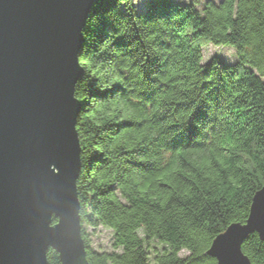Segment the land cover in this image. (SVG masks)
Masks as SVG:
<instances>
[{
	"label": "trees",
	"instance_id": "trees-1",
	"mask_svg": "<svg viewBox=\"0 0 264 264\" xmlns=\"http://www.w3.org/2000/svg\"><path fill=\"white\" fill-rule=\"evenodd\" d=\"M205 44L231 46L236 61L202 63ZM79 63L86 264H215L212 240L245 222L264 186V0H206L200 9L95 0ZM98 227L111 231L110 251L91 247L87 228ZM241 250L264 264L256 233ZM47 261L60 264L51 248Z\"/></svg>",
	"mask_w": 264,
	"mask_h": 264
},
{
	"label": "water",
	"instance_id": "water-1",
	"mask_svg": "<svg viewBox=\"0 0 264 264\" xmlns=\"http://www.w3.org/2000/svg\"><path fill=\"white\" fill-rule=\"evenodd\" d=\"M95 0H0V264H86L76 182L80 144L74 86L82 32ZM56 219V222H54ZM264 242V186L244 223L206 253L252 264L241 245Z\"/></svg>",
	"mask_w": 264,
	"mask_h": 264
},
{
	"label": "rangeland",
	"instance_id": "rangeland-1",
	"mask_svg": "<svg viewBox=\"0 0 264 264\" xmlns=\"http://www.w3.org/2000/svg\"><path fill=\"white\" fill-rule=\"evenodd\" d=\"M182 3H193L199 9L206 0H175ZM218 1V0H214ZM145 0H133L134 5L141 7ZM203 59L202 63H207L213 56H218L226 63L232 64L236 61L234 49L231 46L205 44L202 47ZM88 239L90 245L97 251H110L111 249V231L107 228L98 227L96 230L87 228ZM140 235L141 232H139ZM151 247H160L156 242L151 243ZM181 256L186 255V252H180Z\"/></svg>",
	"mask_w": 264,
	"mask_h": 264
}]
</instances>
